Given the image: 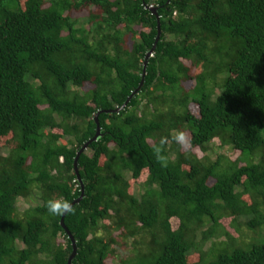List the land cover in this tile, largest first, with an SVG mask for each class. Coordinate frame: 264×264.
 I'll use <instances>...</instances> for the list:
<instances>
[{"label":"trees","instance_id":"trees-1","mask_svg":"<svg viewBox=\"0 0 264 264\" xmlns=\"http://www.w3.org/2000/svg\"><path fill=\"white\" fill-rule=\"evenodd\" d=\"M150 7L160 39L121 109L157 36ZM97 113L101 135L78 157L84 197L64 217L72 264H108L121 241L132 256L120 264H264V0H0V264H68L62 215L46 203L80 197L74 160ZM145 171L130 194L128 177ZM225 218L258 238L191 261L231 240Z\"/></svg>","mask_w":264,"mask_h":264},{"label":"rangeland","instance_id":"rangeland-1","mask_svg":"<svg viewBox=\"0 0 264 264\" xmlns=\"http://www.w3.org/2000/svg\"><path fill=\"white\" fill-rule=\"evenodd\" d=\"M90 13H95V10H92L90 8H86L84 10H82L81 12H73V16L77 19V20H84L83 18H85L87 16V14H90ZM200 72V69L199 68H194V67H191V70H190V73L189 75L191 76V80L183 83V86L187 89H191L193 87V84H194V79L193 77L198 73ZM193 79V80H192ZM92 87L90 85H85V88L84 90H88V89H91ZM189 110L192 114L194 115H198V108L197 106L195 105H191L189 107ZM58 132V131H56ZM188 138L190 139V135L188 133H186ZM10 142V136H7L5 139H4V143L8 144ZM216 145H218L217 141H215ZM182 149L184 151H187L190 149V146H187V147H182ZM225 154L226 156H228L229 158L231 159H235L237 157V153H232L230 151V149H217L216 147H213V152H212V155H213V158L216 157L217 154ZM198 155L200 156L201 154L198 153ZM212 158V157H211ZM147 177V172H143L141 177L138 179V180H132L130 177H128V180H129V193L130 194H135V195H138L140 193L143 192V183L145 181ZM35 196V195H34ZM36 197V196H35ZM37 198V197H36ZM35 199V198H34ZM34 199H29V200H20L19 203H18V210L22 213L24 210L30 208L31 206L35 205V200ZM246 199V198H245ZM245 219H242V220H238L236 222V224L239 226V228L236 227V225L234 226V224H232V218H225L223 220L220 221V226H221V230L223 232H227L229 233L230 235V239L229 240L228 238H225L224 236H221L220 238H216V239H211L209 241H207L206 243L202 244L201 247H200V250L198 252H194L193 255H191L190 257V260L191 261H197L199 259V253H202V254H205L207 257L206 259H209L208 258V253L210 252V250L213 248V246L215 244H217L218 242H227V243H230V242H237L238 244H242L243 242H246V241H249L251 237H256L258 238V236L254 235L253 232L251 231H248L245 226H244V223H245ZM107 223V222H106ZM178 220L177 219H171L170 220V225L172 227L173 230H175L177 227H178ZM209 226L207 225L205 230L208 229ZM239 229V230H238ZM221 230H217L219 236L221 234ZM264 233V232H263ZM117 234V233H115ZM63 242V239L62 238H59L58 239V243L61 244ZM128 245H130L128 243ZM128 245H123V241L120 242V244H117L114 246L115 248V254H114V257L112 259H109L107 261L108 264H120L123 260H126L128 258H130L132 256L131 254V248L130 247H126Z\"/></svg>","mask_w":264,"mask_h":264},{"label":"water","instance_id":"water-1","mask_svg":"<svg viewBox=\"0 0 264 264\" xmlns=\"http://www.w3.org/2000/svg\"><path fill=\"white\" fill-rule=\"evenodd\" d=\"M151 9V12L154 16H156V19H157V23H158V27H157V36H156V39H155V43L153 45V48L146 54V57H145V60H144V63H143V74H142V79H141V82L138 86V88L131 94V96L127 99V101L124 103V105L122 106L121 109H123L127 103L131 100V98L141 89V87L143 86V83H144V77H145V74H146V66H147V62H148V59L150 57V55L152 54L153 50L155 49L159 39H160V35H161V29H160V21H159V16L157 15V11L156 9H153V8H150ZM120 109H117V110H114V111H108L106 113H113V112H118ZM100 113V112H99ZM99 113H97L94 117V121L96 123V133H95V136L90 139L87 143H85L81 149L77 152V155H76V158L74 160V170H75V173L77 175V178L81 184V195L79 198H77L74 202L71 203L72 207L76 204H78L84 197V187H83V184L81 183V179L79 178V173H78V157L81 153H83L87 147L92 143V142H95L97 141V139L100 137L101 135V129H100V126H99V123H98V115ZM66 214L62 215V218H61V226L62 228L64 229V231L66 232V235L68 237V239L71 241V244H72V254L71 256L69 257L68 259V264H72L75 256H76V250H77V246H76V241L74 240L72 234L67 230V228L65 227L64 225V217H65Z\"/></svg>","mask_w":264,"mask_h":264},{"label":"clouds","instance_id":"clouds-1","mask_svg":"<svg viewBox=\"0 0 264 264\" xmlns=\"http://www.w3.org/2000/svg\"><path fill=\"white\" fill-rule=\"evenodd\" d=\"M172 140L175 143L179 144L181 147L189 146V138L187 134L183 131L176 132L174 135H172ZM167 142L168 137H161L159 141V146L155 148L156 158L161 161L165 166L167 165V159L163 155H161V153ZM46 208L48 213L53 216H59L74 212V209L72 208V205L70 203L61 200L47 201Z\"/></svg>","mask_w":264,"mask_h":264}]
</instances>
